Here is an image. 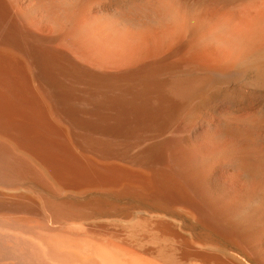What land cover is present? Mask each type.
<instances>
[{"label":"bare ground","instance_id":"1","mask_svg":"<svg viewBox=\"0 0 264 264\" xmlns=\"http://www.w3.org/2000/svg\"><path fill=\"white\" fill-rule=\"evenodd\" d=\"M86 1L90 2L31 0L30 6L23 7L20 6L19 0H0V264L131 262L136 260L134 256L140 253V249L137 253V249H133L135 246H131L135 240L129 243L128 240L132 237H128L126 242L121 241V245L117 241L119 246H115V239H112L111 245L112 240L109 238V245L101 246L104 242L94 244L87 236L96 229L93 228L95 226L88 227L87 225L91 226L88 221L100 215L110 216L109 213H113V216L117 213L120 215L119 210L132 211L131 208L136 206L135 202L158 209L168 208L170 203L178 202L196 210L197 202L189 189L202 194L212 205L218 207L202 182L201 169H196L205 164L208 156L184 153L176 159L186 166L183 172L189 177L188 189L177 176L178 173L170 170L169 166L166 167L163 153L169 139L161 136L184 111V105L190 97L201 101L221 87L236 85L264 91L263 24L248 21L239 25L235 35H232L235 53L228 61V56L225 55L223 60H219L210 46L202 45L207 40H212L213 45V40L227 28V9L248 0H175L187 18L183 26H186L191 41L188 42V47L183 48L187 49L186 58L181 57L180 52V59L177 57L179 60L174 61L173 58L170 62L167 58L180 51H177V46L181 41H178L176 47H169L167 52L162 49L165 51L162 52L160 49L163 46V37L160 40L158 37L133 35L128 32L118 38L113 32L105 30L103 25L93 26L92 32H89L88 36H82L79 41H83L85 45L90 42L89 52L94 54L115 55L112 60L111 57L107 58L110 62L105 64L95 62L98 59L94 57L96 60L92 62L87 61V56L84 60L85 58L79 57L77 52L69 48L73 41L70 43L68 40V47L65 46L66 42L62 45L61 41L60 45L57 43L61 38L59 34L46 24L37 26L29 20L34 12L42 10L48 19L57 23L58 19L55 17H67L70 11L81 7ZM160 1L130 3L124 12L118 13L121 24L137 25L138 20L160 24L171 20L174 17L172 9L167 6L169 4ZM241 8L243 9V6ZM88 10L91 12L90 9L86 12ZM247 10H251V7ZM262 15L264 16V12ZM84 20H79L72 27L75 33L82 32L87 21ZM156 30L158 32L159 29ZM173 33L171 42L177 37L174 38ZM163 42L165 45L166 39ZM221 42L223 46L227 44ZM218 129L215 137L225 140L226 143L215 154L224 156L240 172L246 183L253 184L254 188L243 193L241 202L226 206L223 211L225 217L227 216L226 220H212L218 223V226L226 227L228 233L225 239L244 249L245 245L251 244L264 229V147L257 144L258 140L264 138V108L259 113L244 118L222 117ZM170 140H174V137ZM141 205L137 206L138 210L136 213L134 210L133 215H142ZM239 207H244L243 214L238 211ZM143 213L141 217H144L145 212ZM196 213V222L206 226L205 216ZM131 218L130 220L134 221L136 217L133 220ZM157 220H153V224ZM148 225L152 226L150 223ZM160 225L158 224L159 227L163 224ZM155 226L157 227L156 224ZM101 229L98 236L104 228ZM163 229L159 228L160 231ZM104 231L109 233L105 229ZM109 234L111 236V233ZM116 234L114 232V236ZM210 234L212 236V233ZM118 236L116 237L121 238ZM177 237L176 240L180 238ZM174 238L171 236L168 239L171 241ZM96 239L92 240L96 243ZM168 239L166 238V241ZM201 240L204 243L206 239ZM208 241L210 240L207 239ZM137 242L133 245H137ZM130 246L132 249H128ZM145 246L149 248V245ZM198 246L197 249H200ZM208 249L209 247L206 250ZM128 250H135L132 254L136 255L125 253ZM187 250L185 251L188 253ZM145 252L140 253V256ZM152 252L154 253V250ZM246 253H243L242 261L249 262ZM213 255L211 257H214ZM145 262L143 264H146ZM164 262L162 259L161 263Z\"/></svg>","mask_w":264,"mask_h":264},{"label":"rangeland","instance_id":"2","mask_svg":"<svg viewBox=\"0 0 264 264\" xmlns=\"http://www.w3.org/2000/svg\"><path fill=\"white\" fill-rule=\"evenodd\" d=\"M92 1H94V0H90V2L86 1L87 3L85 2L84 3L85 5L82 4L81 7L79 6L80 9H78L79 8L78 7L76 9H74V11L73 10L70 11L68 13L67 17H65V18H60L59 19L58 17H55V18L58 19L57 23H54L53 21L48 19L45 16V14H44V12L42 10L41 11L37 10L36 12H34L33 14L35 16H33V14L31 15V17L34 18V19H31V17H30L29 20H30V22H33L37 26H46L47 25V27H49L51 30H54V32L56 34H59L61 36V38H60V41L57 42V43L60 44V45H61V43H62V45H65L67 43L65 46L68 47L70 45V44H68L69 43L68 40L70 41V43H71V41H73L74 43H72L71 46H69V48L72 49L74 52H77V55L79 57L81 56V58H85L84 60H86L87 57L91 58L92 60L89 59V58H88L89 60L87 59V61H91V62L96 60V59L94 60L93 57L98 59L95 62H97V63L100 62L101 64L108 63V62H110V60L115 58L114 57L115 55L111 56V55H107V54H103V53L102 54H99V53L98 54H94L92 52H89V50L91 49V45H89L90 42H88V44L85 45L83 43V41H79V40H81L82 36L84 37L85 34L88 36V33L92 32L93 26H97V25L98 26H102L103 25L102 27L105 30H107L109 32L110 31L113 32L114 36H117L118 38H119V36L121 37V35H123L125 33H128V32L129 33L131 32V34L133 33V35H147V36H151V37H158L159 39L163 37L162 41H161L163 46L160 49L162 52H165L166 50L167 51L170 50L169 47H171V48L173 46L176 47V44L178 43V41H181V43L177 46V47H179L177 49V51H179V50L180 51L179 52H175L173 54V56H171L170 58H167L168 59L167 61L168 62L173 61V58H174V61L175 60H179L180 56L181 57L183 56L184 58H186L185 52H186L187 49L186 48L183 49V48L185 46H187L188 42H190L191 39L188 38L189 35H188V30H187L186 26H183L186 23V19L187 18L185 16V14L183 13V11L180 9V7L176 4L175 0H161L163 2V4H166V5L169 4L167 6L172 9L173 16H174L171 19L172 21L168 20V21H164L165 23L163 22V23L159 24V22H155V23H153V22H140L138 20V24L137 25H129V26L128 25L124 26V25L121 24V22H120L121 20H120V17L118 15V13H120L122 11L124 12L126 7L130 3H133V2H145L147 0H97L98 2L96 0L94 2H92ZM152 1L159 2L160 0H152ZM250 1L251 0L239 2L238 4L235 5V7L233 6L232 9L231 8H229V10L227 9L226 10V14H225V16H226L225 18L228 17L229 19H226L227 20V28H225V30L227 29L228 31L226 30L227 31L226 32L225 30H223L225 32L222 31V34L221 33L218 34V38L216 39L218 41H216V40L214 41L213 40V45L211 43L212 40H209V41L207 40V42L205 41V42L202 43V45H204L205 47H209L210 46L209 48H212L215 51L216 58H220L219 60H221V59L223 60V58H225L226 56H228L227 60L224 59L226 61H228L231 58H233V55H234L235 51H234V47H233V44H232L233 43L232 37L235 35V31H237L241 25H244L248 21H250V22L254 21V22L261 23V24L264 25V16L262 15V12H264V11H262V10H264V0H252L251 2ZM24 2H25L24 0H19L20 6L28 7L31 4V0H26V2L25 3ZM91 2H92V4H90ZM252 3H253V5H252ZM86 4H88L89 6L92 5L93 7H91V6L89 7ZM241 5L243 6V9L241 8L242 7ZM86 6H87V9H90L91 12H89V10L86 12V10H87ZM236 6H237V8H236ZM244 6H246V8ZM248 6H249V8L251 7V10H247V9H249V8H247ZM254 6L257 7V8H255ZM82 7H84V8H82ZM92 8H94V9H92ZM233 9H235V10H233ZM253 9H255V10H253ZM256 9L258 10V13H257ZM241 10H243L244 12L241 11ZM80 11H82L83 13H80ZM237 11L238 12L241 11L240 12L241 14L237 13ZM84 12H86V13L84 14ZM37 13H39V14L37 15ZM254 13L257 14V15H254ZM77 14H79V16ZM177 14H178V16H176ZM79 17L81 19L84 18L87 21L85 22V25L83 26L84 28L82 29V32H76L75 33V31L72 30V27L75 24H77V22L79 20H81ZM234 17H235V19H234ZM87 18L89 19V21H88ZM243 18H244V20H243ZM65 19H67V20H65ZM76 19H77V21H76ZM183 19H185V20H183ZM71 21L73 23H71ZM90 21H92V22H90ZM230 21H231V23H230ZM233 21H234V23H233ZM49 22H51V23H49ZM167 22H169V23L167 24ZM183 22H184V24H183ZM228 22H229L230 26L228 25ZM62 23H63V27H62ZM175 23H177V24H175ZM234 24L235 25L237 24V25L235 26ZM118 25H119V27H118ZM121 25H122V27H121ZM169 25H171V26H169ZM231 26L233 27V29H231L232 28ZM141 27H142V29H141ZM161 27H162V29H161ZM56 28H57V30H56ZM86 28L87 29L89 28L90 30H87ZM156 29H159L158 32H157ZM69 30H70V32H69ZM85 30H86V32H85ZM61 31H62V33L64 35L62 33H59ZM83 31H84V33H83ZM176 32L178 34H176ZM179 32H180V34H179ZM81 33H82V35H81ZM172 33H173L174 38L177 36L176 38H178V40L175 38L176 40L174 39V41L171 42L170 39H171ZM79 35H80V37H79ZM223 35H225V37ZM228 35H229V37H228ZM62 37H64V39ZM75 37H77V39ZM180 37L183 38V39H181ZM72 38L75 39V40H72ZM219 38H221V40ZM164 39H166L165 45H164V42H163ZM172 39H173V37H172ZM186 39H187V42H186ZM168 40H169V42H168ZM221 41H224V44L227 42V44H226L227 46L226 45L223 46V42H221ZM228 42H229V44H228ZM214 43L217 46H215ZM171 44H172V46H171ZM207 44H209V45H207ZM231 44H232V46H231ZM166 45H167V47H166ZM219 45H221L220 48H219ZM223 47H224V49H223ZM227 47H229L228 50H227ZM162 49L165 50V51H163ZM87 50H88V52H87ZM231 50L233 51V54H232ZM221 51L224 54H222ZM180 52H182V53H180ZM84 53H85V55H84ZM88 53H90V54H88ZM91 53L93 54V56H92ZM176 53H178V54H176ZM179 53H180V56H179ZM124 56H126V55H124ZM109 57H111V58L108 61L107 58H109ZM119 57H122V56H118V57L116 56V58H119ZM229 57H230V59H229ZM193 100H195V101H193ZM186 104L184 105V107H185L184 111L179 114L177 119L168 128L170 131L167 130L165 132V134L163 136H161L162 138H166L167 140L168 139L170 140V138L173 139V137H174V140H175V141L174 140H170V141L168 140L169 143H168V141H166V148H165L164 153H163V156H164L163 159L165 160L164 162L166 164V167L169 166L170 170H172L174 172H177L178 173L177 176L179 177V179L183 182L184 186H186L188 188L189 187V183H188V181H189L188 178L189 177H188V175L185 172H183V170L186 168V166H185V164L183 165L182 162H180L179 160L177 161L176 159H178L179 156L184 154V153H189V154L200 153L202 155L208 156V160L205 162V164L203 166H201L200 168H196V169H201L202 178H203L202 182H203L205 188L207 189V191L210 193V195L213 198V200H215V202L218 204L219 208L214 206V205H212L209 202V200L206 197H204L202 194L197 193L196 191H194L192 189H189L190 188L189 187L188 189H189V192L191 190V192H190L191 196L193 195L192 197L197 202L196 204H197L198 208L196 210L190 209L189 207H186L184 204L178 203V202H176L177 204L175 202H172V203H170L171 205L169 204L170 208L166 207V208H163V209H158L157 207H151V206H148V205L146 206V205H143V204L141 205L140 204L141 207H143L141 209L142 212L140 214H142L141 216H143V214H144L143 212H145V215H144L145 218H144V217H141L139 213H137V214H139L140 217L136 216L135 214L133 215V211L135 210L134 213H136V210H138L137 206H140V205H138L139 203L135 202L134 205H136V206L131 208L132 211H129V209L126 210V211L119 210L120 211L119 214L123 213L122 217H121V214L118 215L117 212H114L115 214L117 213L114 216H113V213H109L110 216H107L108 214H106V215H103L104 218H103L102 215H100L101 218L98 216L99 219H98V217H95V219L93 218L94 220L90 219V221H88V223H90L91 226H89V225H87V226L91 227V228L93 226H95L93 228H94V230L95 229L96 230H95L94 233L90 234V236H87V237H88L89 241L91 240L92 243L94 242V244H97V245H99L100 242H104L103 245L101 244V246L109 245L107 243V241L109 242L112 239L113 240L115 239V243L118 241L119 245H121V243L123 241L126 242L129 238L132 237L131 240H128L129 243L130 242L132 243L133 240H135L136 242L137 241L141 242L139 244L137 242V245H133V244H136L135 241L132 244L130 243L132 247L135 246V247H133V249H137L136 250L137 253H139L138 252L139 249H140V253H144L146 250L151 251V252L146 251L147 252V257H148V258H146V252H145V254H142L144 256L141 255L142 256L141 257L140 253L138 255H136V253L132 254V252H135V250L132 251V252H130L131 250L130 251L128 250L125 253H130V255H133V256L136 255V256H134L136 260H132L131 262L126 261L125 263L124 262H118L120 264H135V262H137L138 264H143L145 261H146L145 262L146 264H154V263L155 264L156 263L157 264H174L176 261H177L176 264H184V263L185 264H189V263L190 264L191 263L194 264L195 262H196L195 264H200V262L202 264H212V262H213V264H214V262H215V264H228V263L229 264H236V263H238V264H241V263L242 264H245V263L246 264H264V229L251 242V244L245 245V247H244L245 250H244V249H241L240 247L236 246L235 244L231 243L227 239H225L226 238V233H228V230H226V227L225 226H218V223L216 224V222L214 220H212V218L221 219V220H224V218H225V220H226L227 216L225 217V215L223 213V211H225V209H226V206L228 204H234V203L241 202V200L243 198V196H242L243 193L246 190H252L254 188L253 184L248 185L246 183V181L240 175V172L224 156H220V155L215 154V152L218 151L220 148H223V146L226 143L225 140L220 139V138H216L215 137V133H217V130H219L218 128H220V121L222 120V117H230V118L231 117H233V118H240L241 117V118H244V117L256 114V112L259 113L264 108V91L263 90L252 89V88H248V87H243V86H239V85H236V86H224V87H221L220 89L214 91V93L211 92L210 95L206 96L201 101L199 99L197 100V98L190 97L189 100L186 102ZM188 112H189V114H188ZM238 115H239V117H238ZM176 133H178V134L176 135ZM181 133L183 135L185 133L186 134H185V136H183V135H180ZM177 139L180 141V144L182 143L181 145L179 144V141ZM173 141H174V143L175 142L176 143L174 144ZM218 141H219L220 144L218 143ZM199 142H200V144H199ZM257 144L259 146H261V147H264V138L258 140ZM175 147L176 148L178 147V148L176 149ZM166 152H167V154H166ZM169 153H171L173 155H171ZM171 157H173V158H171ZM181 173H182V175H181ZM238 189H240V190H238ZM237 190H238V192H237ZM216 195H217L216 198L217 199L219 198L218 200L215 198ZM178 204H179L180 208H179ZM175 207L177 209H175ZM181 208H183V209H181ZM143 209H145V210H143ZM152 209H155V210H152ZM164 209H166V210H164ZM244 210H245L244 207H239L238 211H240L243 214L245 212ZM188 211L193 212V213L189 212V214H188ZM130 212H132V213H130ZM196 212H198L199 214H202L203 216H205L204 218L206 219V226L205 225H201V224L196 222L195 216H194L195 214H197ZM152 213L155 214V215L158 214L159 216L158 215L157 216L154 215L155 216L154 217ZM132 215L134 216L133 218H131ZM189 215H191V216L189 217ZM163 216H164V218H162ZM96 218H97V220H96ZM130 218L132 220L134 218L137 219V220L134 219V221H131ZM141 218H142V220H141ZM160 218H162V219H160ZM165 218L167 220H169V222L167 220H165ZM156 219H158V220L156 222L154 221V224H153V220H156ZM146 221H148V222H146ZM159 221H160V223H159ZM157 222H158L159 225L163 224L164 226L163 225L162 226L160 225V226L163 227L164 229L159 227ZM149 223H150V225L152 224V226H149L148 225ZM155 224L157 225V227L155 226ZM169 225H170V227H169ZM87 226H84V227H87ZM135 226L136 227L140 226V227L137 229ZM153 226H155V227H153ZM99 227H101L102 229L104 228L107 232L109 231V233H111V236H110L109 233H108L109 234L108 235L104 231V229L102 230ZM112 227H114V229ZM145 227H147V228H145ZM98 228L102 230L101 233L99 232V236H98V231H100V230ZM151 228H152L153 231L152 230H148V229H151ZM154 228L157 231L159 230V228L163 229V230H161V231L159 230V232H157ZM207 228H209V229H207ZM216 228L218 229V231H216ZM139 229H140V232H139ZM172 229H173V231L175 230L174 233H173ZM164 230H165V232H164ZM166 231H168V232H166ZM114 232H115V234L117 232V234L120 235V236H118L117 234L114 236ZM128 232H131V234L128 233ZM163 232H164L165 236H163L164 235ZM209 232L212 233V236H211V234ZM119 233H121L122 236ZM95 234L97 236H95ZM105 234H106V236H105ZM127 234H130V236L127 235ZM132 234H134V236ZM159 234H161V235L163 234L162 235L163 237H159L160 236ZM170 234H171L172 238L175 237L171 241L169 240L170 237H171ZM199 234H200V236H199ZM138 235H140V237H138ZM166 235H168L169 237L166 236ZM116 236L121 237V238H117ZM143 236H145V238L147 237V239H145ZM176 236L180 237L179 238L180 240L177 239L178 240L177 241L176 240ZM192 236L193 237L195 236V237L193 238ZM91 237H93L92 239H96L95 237H97L98 239H96V241H98V242L95 243V240H92ZM141 237H143V238H141ZM149 237L151 239H148ZM100 238L101 239H105V240L101 241ZM123 238H127V239L124 240ZM136 238L139 239V240H137ZM166 238L167 239L169 238V239L166 241ZM161 239H162V241H161ZM200 239H204V240L206 239V240L203 243V240L200 241ZM207 239L210 240V241L207 242ZM113 240L110 241L111 245H113L112 244ZM157 242H158V245L160 244L159 246L157 245ZM160 242L162 243V245H161ZM193 242L194 243L198 242V244H200L201 246L204 245L205 247L203 246L201 248V246L199 247L198 244L195 243L196 244L195 245ZM115 243H114V245H115ZM127 244H128V242H127ZM181 244H182V246H181ZM117 245L118 244L116 243L115 246H117ZM145 245H149V248H148V246H145ZM178 245H179V247L177 248L176 246H178ZM210 245H212L213 247L212 246L210 247ZM214 245L217 246V247L215 248ZM197 246H198V248H200L202 250H203V248H206V247L208 248L209 247L208 250H206L207 248L205 249L208 252H206L205 250H203V251H205V252H203L202 250L197 249ZM130 247H128V249H132V247L131 248ZM142 247H144V248L142 249ZM167 247L170 248V250ZM187 247H191V248L189 249ZM165 248H167V249L165 250ZM150 249L154 250V253ZM171 249H174V250L171 251ZM187 249H189V250H187ZM167 250H169V252ZM185 250H187L188 253ZM242 250H244L243 253L247 252L245 255L249 258V260H250L249 262L244 261V260L242 261V257H243V253H241ZM156 251H158V252H156ZM210 251H211V255L208 256V254H210ZM151 253H153V254H151ZM195 253H197L198 255L195 254ZM212 253L215 254V255H213ZM150 254H151V256H150ZM180 254H181L182 257L180 256ZM191 254H192V256H191ZM174 255H176V256H174ZM188 255L191 256V257H189ZM194 255L197 256V257H195ZM212 255L214 257H211ZM160 257L165 261L164 263H161L162 259ZM166 257H167V259H166ZM207 257H208V259H207ZM220 257H221V259H220ZM156 258H158L157 259L158 261H156ZM173 258H177L178 260L177 259H173ZM202 258H204V259H202ZM211 258L212 259L214 258L216 260L213 259L214 260L213 261ZM151 259L154 260L153 263H152ZM227 259H229V260H227ZM168 260H170V261H168ZM218 261H219V263H218ZM118 263H115V264H118ZM109 264H114V263H109Z\"/></svg>","mask_w":264,"mask_h":264}]
</instances>
